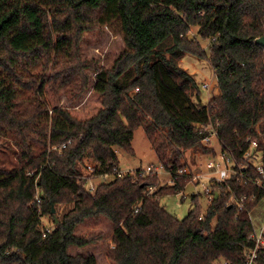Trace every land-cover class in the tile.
I'll list each match as a JSON object with an SVG mask.
<instances>
[{
    "label": "trees",
    "instance_id": "1",
    "mask_svg": "<svg viewBox=\"0 0 264 264\" xmlns=\"http://www.w3.org/2000/svg\"><path fill=\"white\" fill-rule=\"evenodd\" d=\"M194 26L206 48L188 37ZM103 28L121 47L84 55L86 35ZM263 35L264 0H0V146L16 148L15 165L0 166V264H97L68 252L103 238L76 233L97 217L111 223L115 264H245L248 214L263 194L256 185L213 180L217 198L201 211L192 194L183 218L159 198L191 182L178 173L184 152H214L202 144L208 125L236 162L248 137L264 152V47L255 42ZM187 53L213 68L219 94L206 103L180 66ZM62 92L86 96L69 106ZM137 128L173 183L153 170L119 171L118 150L134 154ZM91 177H101L93 191ZM252 193L240 209L235 198ZM61 205L69 207L58 214ZM256 261L264 264V246Z\"/></svg>",
    "mask_w": 264,
    "mask_h": 264
},
{
    "label": "rangeland",
    "instance_id": "2",
    "mask_svg": "<svg viewBox=\"0 0 264 264\" xmlns=\"http://www.w3.org/2000/svg\"><path fill=\"white\" fill-rule=\"evenodd\" d=\"M197 27H191L188 32V37H196V39L201 43V45L206 48L209 44L208 39H202L197 34ZM121 45L120 37L116 32H110L107 29H102L100 32L95 35H86L84 42L82 43L83 54L87 56H100L101 52L105 47L111 49V51H116V48ZM99 47V48H97ZM121 47V46H120ZM180 66L186 69L195 79L198 90H199V98L202 103L207 102V97L211 96L210 92L212 89L215 90L217 88L216 76L214 74L213 68L211 64L206 60L199 58L192 54H185L182 59L179 61ZM204 82H208L211 90H207L201 87V84ZM218 89V88H217ZM213 92V91H212ZM63 93V92H62ZM86 94V93H85ZM82 99L85 98V95ZM23 96L20 95L18 102L22 104ZM213 96V95H212ZM82 99H73L69 96L68 93H63L60 96V103L63 105L74 106L81 102ZM264 125V124H263ZM261 129V127H259ZM262 133V132H261ZM264 134V131L262 135ZM3 139V138H2ZM5 141V140H4ZM13 142V141H11ZM10 142V143H11ZM132 146L134 149V154L130 155L123 151L118 150L119 153V171L125 172L128 170H134L137 168L145 169L146 166L153 164L154 166H158V160L154 153V151L150 147V142L148 140L147 135L143 131L142 128H137L134 131ZM211 146L215 148V150L219 153V149H221V145L217 138L211 143ZM16 148L12 144H8L5 142L0 146V166L11 167L15 165V152ZM215 156L206 155L200 148L190 149L184 152L183 159L185 162V166L189 175L192 176L194 173H201L205 170V162L210 158H214L216 160L219 159V154ZM86 165L88 167H92V162L86 160ZM84 169V174H89V169ZM216 175V174H214ZM217 176V175H216ZM113 176L110 175L107 177V180L112 179ZM158 179L159 183L166 185L169 184L170 174L165 170L158 168ZM101 182V177H91L88 183H96ZM203 184L206 186H210V182L207 177L201 178L199 182H190L185 187L183 192L171 195H164L159 198V203L163 206L170 214L174 215L177 218H183L189 210L193 208L191 195L196 194L198 204L201 208V211H204L208 205L209 200L205 194V190ZM69 206L61 205L58 207V214L62 213ZM251 214L253 219L256 222H260L264 217V206L260 201L253 205L251 209ZM43 224L48 225V227H52L50 224V218L45 217L43 220ZM90 232H102L103 238L97 242L90 243L84 247L78 246H70L68 248V252L71 254L81 253V254H93L96 257L97 264H115L108 257V250L111 247L110 236L112 234L111 223L103 218H91L85 220L81 223L77 229L76 233L78 235H87ZM220 262V261H219ZM217 262L216 264H218Z\"/></svg>",
    "mask_w": 264,
    "mask_h": 264
},
{
    "label": "built area",
    "instance_id": "3",
    "mask_svg": "<svg viewBox=\"0 0 264 264\" xmlns=\"http://www.w3.org/2000/svg\"><path fill=\"white\" fill-rule=\"evenodd\" d=\"M201 87L204 89L209 90L210 85L208 82H204L201 84ZM207 133L202 138V144L207 147H213L211 146L212 141L214 138H217V131L216 128L212 125H208L206 129ZM257 132L260 136H262V133L259 129H257ZM218 140V139H217ZM247 141H249V148L243 153V157L241 158L240 162H236L231 156L227 155L225 151H222V149H219V153L215 150L213 153H207L206 155L215 156L217 153L219 154V159L216 160L214 158H209L205 162V170L201 173H194L191 176V182H199L201 178L207 177L210 186H206L203 184L205 194L207 196V199L209 202H211L215 197V190L211 186V183L214 184V181L217 182H224L225 180L229 179L232 175H237L238 182L242 184H252L256 185L258 187L259 192H262V196L260 197V201L263 203L264 206V152L261 148H259V142L257 139L254 138H247ZM64 146V145H63ZM92 167L90 166V169ZM158 168L162 169L161 164L158 163V166H154L153 164H150L146 166L145 169H143L145 172H149L151 170L158 173ZM178 173H187L189 175V172L187 171L186 167L179 170ZM120 175L121 173L118 172ZM216 174V175H214ZM107 177L104 175L102 177L103 181ZM169 183H173V178L170 177ZM95 185L93 183H90L88 185V189L93 191ZM258 197V194H244L241 195L239 198H235V201L240 209L244 208L243 202L245 200L253 201ZM249 219L252 222V230L249 233V238L254 242V246L246 251V260L245 264H257V257H258V250L264 246V217L260 222H256L255 219H253V216L251 214V211L249 212ZM202 216L200 215L199 218ZM44 232H49V227L43 228Z\"/></svg>",
    "mask_w": 264,
    "mask_h": 264
},
{
    "label": "water",
    "instance_id": "4",
    "mask_svg": "<svg viewBox=\"0 0 264 264\" xmlns=\"http://www.w3.org/2000/svg\"><path fill=\"white\" fill-rule=\"evenodd\" d=\"M255 42H256L257 44L261 45L262 47H264V35L261 36V37L256 38ZM217 194H218V192L215 191V197H214V198H217ZM51 212H52V213L55 212V208H54V207H52ZM54 217H55V214H54Z\"/></svg>",
    "mask_w": 264,
    "mask_h": 264
},
{
    "label": "crops",
    "instance_id": "5",
    "mask_svg": "<svg viewBox=\"0 0 264 264\" xmlns=\"http://www.w3.org/2000/svg\"><path fill=\"white\" fill-rule=\"evenodd\" d=\"M217 88H218V87H217ZM217 88H216V90H215V87H214V89H212V90L209 89V90H211L210 94L212 93L211 96H212V95L214 96V95L219 94V90H218ZM212 91H213V92H212ZM211 96H208V97H207V101L211 98ZM110 241H111V237H110Z\"/></svg>",
    "mask_w": 264,
    "mask_h": 264
}]
</instances>
